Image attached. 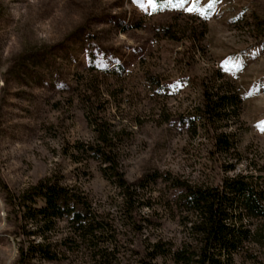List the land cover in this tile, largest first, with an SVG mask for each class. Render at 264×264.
Listing matches in <instances>:
<instances>
[{"label":"rangeland","instance_id":"1","mask_svg":"<svg viewBox=\"0 0 264 264\" xmlns=\"http://www.w3.org/2000/svg\"><path fill=\"white\" fill-rule=\"evenodd\" d=\"M193 3L199 11L187 12ZM222 82L241 99L237 115L218 123L236 140L232 160L241 158L228 174L194 123L203 86ZM92 106L120 132L126 180L145 185L133 220L142 230L119 212L120 190L101 163L77 150L95 138ZM240 172L264 182V0H191L181 9L166 0H0V187L18 195L61 179L114 219L113 264H137L153 243L188 239L167 174L219 185ZM69 232L60 221L49 236L67 258L29 264H96L68 251ZM19 243L0 189V264H18ZM233 264H264V249Z\"/></svg>","mask_w":264,"mask_h":264},{"label":"trees","instance_id":"2","mask_svg":"<svg viewBox=\"0 0 264 264\" xmlns=\"http://www.w3.org/2000/svg\"><path fill=\"white\" fill-rule=\"evenodd\" d=\"M225 84L203 86V102L196 110L194 123L198 122V127L209 135L212 160H225L222 165L228 174L235 171L241 158L232 160L233 153H237L236 140L218 123H228L232 115H237L241 99L231 84ZM87 119L95 138L91 143L78 144L77 150L101 163L105 179L120 190L119 212L135 229L142 230L133 220L145 185L129 183L119 169L120 132L94 106L89 108ZM228 156L231 160H227ZM165 181L178 193L175 205L188 239L178 247L162 241L153 243L148 256L137 264H158V258H169L173 264H233L236 258L256 248L264 249V182L258 176L251 172L227 175L219 185L172 174H167ZM0 189L4 202L14 212L20 234L18 264H29L37 258H67V252L58 250L49 237L60 221L70 228L65 240L72 244L69 252L81 249L80 253L83 251L96 264H113L117 259L114 219L96 210L83 192L64 186L61 179L54 177L43 179L18 195L5 184Z\"/></svg>","mask_w":264,"mask_h":264},{"label":"snow or ice","instance_id":"3","mask_svg":"<svg viewBox=\"0 0 264 264\" xmlns=\"http://www.w3.org/2000/svg\"><path fill=\"white\" fill-rule=\"evenodd\" d=\"M149 4L155 7L157 5V0H148ZM167 5L173 7L174 9H181L191 2V0H166ZM186 11L189 13H196L199 11L197 4L193 3L191 7H187Z\"/></svg>","mask_w":264,"mask_h":264}]
</instances>
